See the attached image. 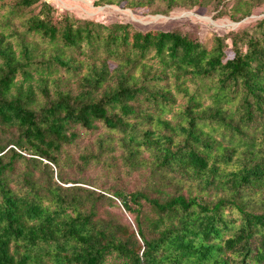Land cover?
<instances>
[{"label": "trees", "instance_id": "obj_1", "mask_svg": "<svg viewBox=\"0 0 264 264\" xmlns=\"http://www.w3.org/2000/svg\"><path fill=\"white\" fill-rule=\"evenodd\" d=\"M156 1L223 0L92 4ZM0 264H264V19L206 38L0 0Z\"/></svg>", "mask_w": 264, "mask_h": 264}, {"label": "rangeland", "instance_id": "obj_2", "mask_svg": "<svg viewBox=\"0 0 264 264\" xmlns=\"http://www.w3.org/2000/svg\"><path fill=\"white\" fill-rule=\"evenodd\" d=\"M50 2L57 10V12L66 11L68 14L80 17L89 18L94 21L102 22L103 24H109L112 22H127L138 29H162L168 30L173 27H177L181 30L195 31L201 33L206 38L209 35L217 34L223 35L226 33L244 32L252 34L255 30V25L262 19H264V0H252L254 4L250 10V14L246 15L238 21H232L227 15L217 16L216 12L220 9L222 3H227L229 6L233 4L234 0H223L218 8H213V3L209 2L204 7H194L191 9L183 7H174L166 14L160 13L164 4L156 1L152 6V11L149 13H141L140 11H132L129 8H119L114 5H102L94 6L92 0H46ZM248 2L246 3V5ZM155 10V11H154ZM158 13H155V12ZM170 13V14H169ZM176 14L175 16H171ZM166 17L164 20H158V18ZM188 17V18H187ZM192 17H199L201 20H194ZM210 18V22H204ZM158 20V21H157ZM216 23V25L214 24ZM227 43L226 52L231 53V44L229 38L225 40ZM182 103V99L177 98L176 104ZM177 107V106H176ZM175 107V108H176ZM83 131L80 130V134ZM78 138V146L71 147L70 153L76 157V155L87 146L86 142L92 140L94 136L86 135ZM69 178H78L77 174L72 172L68 174ZM99 174L93 171L86 170L83 172L81 178L89 182H99ZM113 179V178H107ZM122 181L125 182L127 187H133L134 179L132 177H123ZM80 185L90 187V185L79 183ZM65 185H70L66 183ZM125 217V215H124ZM126 218V217H125Z\"/></svg>", "mask_w": 264, "mask_h": 264}, {"label": "bare ground", "instance_id": "obj_3", "mask_svg": "<svg viewBox=\"0 0 264 264\" xmlns=\"http://www.w3.org/2000/svg\"><path fill=\"white\" fill-rule=\"evenodd\" d=\"M175 15H176V14H173V15H171V16L173 17V16H175ZM187 18H188V17H187ZM192 18H193L194 20H201V18H199V17H192ZM159 19H160V20H163V19L165 20L166 17L158 18V20H159ZM158 20H157V21H158ZM204 22H210V23H211V20H210V18H208V19H206ZM214 24L216 25V23H214Z\"/></svg>", "mask_w": 264, "mask_h": 264}]
</instances>
